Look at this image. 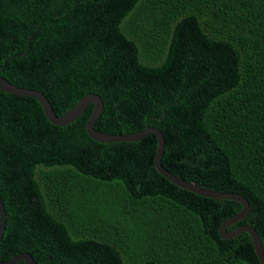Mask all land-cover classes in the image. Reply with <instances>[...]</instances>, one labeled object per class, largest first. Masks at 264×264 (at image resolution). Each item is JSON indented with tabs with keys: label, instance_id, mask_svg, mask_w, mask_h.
<instances>
[{
	"label": "trees",
	"instance_id": "1",
	"mask_svg": "<svg viewBox=\"0 0 264 264\" xmlns=\"http://www.w3.org/2000/svg\"><path fill=\"white\" fill-rule=\"evenodd\" d=\"M0 75L55 114L97 93L96 130L158 128L160 164L243 195L227 229L251 225L264 252V0H0ZM91 109L57 125L0 89V260L262 264L247 232L218 233L239 202L160 174L153 133L92 139Z\"/></svg>",
	"mask_w": 264,
	"mask_h": 264
},
{
	"label": "water",
	"instance_id": "2",
	"mask_svg": "<svg viewBox=\"0 0 264 264\" xmlns=\"http://www.w3.org/2000/svg\"><path fill=\"white\" fill-rule=\"evenodd\" d=\"M0 89L8 93L33 96L39 102L47 120L57 125H64L72 121L88 103H91L92 109L85 122V131L92 139L97 141H101V142L132 141L139 139L140 137L144 136L147 133H153L156 136V147L152 160L156 170L172 183L180 187H183L185 189H188L190 191H193L195 193H198L200 195H204L208 197H216V198H227L239 202L241 205L240 209L231 216L224 219L220 223L218 227V233L221 237L225 238V237L233 236L241 231L247 232L250 236L255 255L257 256L258 260L262 264H264V252L261 248L257 233L251 225L242 223L235 226L234 228L227 229V226L241 219L246 214L248 210V201L246 200V198L237 192L219 191V190L202 187L194 182L186 181L182 178H179L174 174H172L171 172H169L168 170H166L160 164V156L163 147V136L158 128L154 126L145 125V127H143L142 129L129 133H108V132H102L96 130L93 127V123L101 111L102 101L100 96L94 92H89L82 95L66 111L62 112L61 114H55L45 95L37 89L13 84L8 80H6L1 75H0ZM4 218H5V212L0 199V237L3 231ZM17 260H22L21 264H30L33 259L31 255L28 254L27 252H20L6 260H0V264H11Z\"/></svg>",
	"mask_w": 264,
	"mask_h": 264
}]
</instances>
